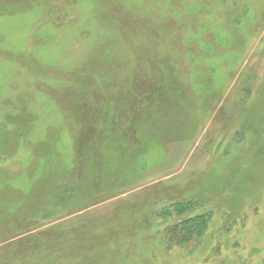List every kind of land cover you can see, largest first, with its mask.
<instances>
[{
  "label": "rangeland",
  "instance_id": "374dc122",
  "mask_svg": "<svg viewBox=\"0 0 264 264\" xmlns=\"http://www.w3.org/2000/svg\"><path fill=\"white\" fill-rule=\"evenodd\" d=\"M0 264H264V0H0Z\"/></svg>",
  "mask_w": 264,
  "mask_h": 264
}]
</instances>
